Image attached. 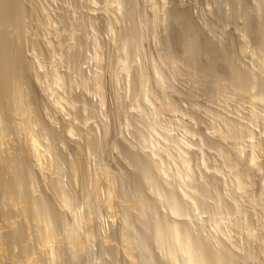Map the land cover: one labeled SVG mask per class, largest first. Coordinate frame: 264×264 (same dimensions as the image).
<instances>
[{
	"label": "rangeland",
	"instance_id": "374dc122",
	"mask_svg": "<svg viewBox=\"0 0 264 264\" xmlns=\"http://www.w3.org/2000/svg\"><path fill=\"white\" fill-rule=\"evenodd\" d=\"M0 19L1 264H49L46 212L58 264H133L122 231L144 263L188 264L179 225L264 264V0H2Z\"/></svg>",
	"mask_w": 264,
	"mask_h": 264
},
{
	"label": "bare ground",
	"instance_id": "6f19581e",
	"mask_svg": "<svg viewBox=\"0 0 264 264\" xmlns=\"http://www.w3.org/2000/svg\"><path fill=\"white\" fill-rule=\"evenodd\" d=\"M1 1L2 0H0V3H1ZM3 5H4V3H3ZM5 7H6V4L4 5ZM4 7V8H5ZM8 7V6H7ZM6 7V8H7ZM3 8V7H2ZM7 10V9H6ZM7 14V13H6ZM17 16V15H16ZM176 16H178V15H176ZM180 16H182V15H180ZM13 17V16H12ZM179 17V16H178ZM178 17H177V19H178ZM180 18V17H179ZM182 18H183V16H182ZM15 19V18H14ZM181 19V18H180ZM179 19V20H180ZM1 20V19H0ZM6 20H8V19H6ZM179 20H177V21H179ZM183 20V19H182ZM14 21V20H13ZM8 22V21H7ZM180 23V22H179ZM183 23H185V22H183ZM182 23V24H183ZM183 25H185V24H183ZM180 26V25H179ZM180 28L182 29V28H184V26H180ZM179 31H181V30H179ZM185 31V30H184ZM182 32V31H181ZM180 32V33H181ZM184 33H186V32H184ZM184 36H185V34H183ZM1 44V43H0ZM3 44V43H2ZM4 48V47H3ZM1 56V55H0ZM19 57H21V56H19ZM2 59V58H1ZM21 59V58H20ZM18 60V59H17ZM6 61V60H5ZM10 61V60H9ZM19 61V60H18ZM21 62V61H20ZM2 63V62H1ZM22 63V62H21ZM20 63V64H21ZM12 64H13V62H12ZM14 64H15V62H14ZM18 66V65H17ZM11 68V67H10ZM16 70V69H15ZM3 72V71H2ZM113 72V71H112ZM115 72V71H114ZM4 73V72H3ZM12 74V73H11ZM56 74V73H55ZM54 76V75H53ZM39 77V76H38ZM3 78V77H2ZM39 79H40V77H39ZM44 79V78H43ZM54 79V78H53ZM14 80V79H13ZM60 80V79H59ZM40 81H41V79H40ZM40 81H38V82H40ZM59 83V82H58ZM57 83V84H58ZM8 84H9V82H8ZM2 94V93H1ZM23 94V93H22ZM0 99H1V102H2V98L0 97ZM5 105V104H4ZM3 105V106H4ZM5 107V106H4ZM259 118V117H258ZM231 130V129H230ZM231 133V132H230ZM227 134V133H226ZM232 134V133H231ZM230 134V135H231ZM234 134H235V131H234ZM237 134H238V132H237ZM232 136V135H231ZM225 137H227L226 135H225ZM235 137V136H234ZM229 138V137H228ZM241 141V140H240ZM239 147V146H238ZM30 150V149H29ZM254 150V149H253ZM40 154V153H39ZM253 154V153H252ZM183 155V154H182ZM256 155V154H255ZM26 156V155H25ZM253 158V157H252ZM255 158H256V156H255ZM182 160H184V159H182ZM256 160V159H255ZM185 161V160H184ZM182 162V161H181ZM38 164V163H37ZM254 164V163H253ZM189 166V165H188ZM187 167V166H186ZM34 170V169H33ZM144 170V169H143ZM188 170V169H187ZM190 170V169H189ZM26 172V171H25ZM157 172V171H156ZM22 173V172H21ZM19 174V173H18ZM23 174V173H22ZM27 174V173H26ZM160 174V173H159ZM36 175V174H35ZM16 176H17V174H16ZM24 176V174L22 175V177ZM148 176H149V174H148ZM187 176V175H186ZM21 177V176H20ZM21 177V178H22ZM29 177V176H28ZM16 178H18V177H16ZM21 178L19 179V182H20V180H21ZM150 178V177H149ZM151 179V178H150ZM18 180V179H17ZM22 180H24L23 178H22ZM11 181V180H10ZM16 181V180H15ZM14 182V181H13ZM11 183V182H10ZM238 183V182H237ZM240 183V182H239ZM14 184V183H13ZM12 184V185H13ZM7 185V184H6ZM12 185H11V187H12ZM15 186H17V184L15 185ZM15 186L13 185V187L15 188ZM238 186V185H237ZM241 186V185H240ZM243 186V185H242ZM7 187V186H6ZM8 187H10V186H8ZM191 187H192V185H191ZM188 188V187H187ZM236 188V187H235ZM6 190H7V188H6ZM15 190V189H14ZM186 190V189H185ZM240 190V189H239ZM8 191L10 192V190H9V188H8ZM11 191H13L12 189H11ZM22 191V190H21ZM24 191V190H23ZM189 191V190H188ZM9 192H8V194H9ZM193 192V191H192ZM12 193V192H11ZM191 193V192H190ZM189 193V194H190ZM13 194H14V192H13ZM186 194V193H185ZM204 194V193H203ZM16 194H14V196H15ZM187 195V194H186ZM192 195H194V194H192ZM211 195V194H210ZM212 195H213V193H212ZM9 196H10V194H9ZM208 196V195H207ZM11 197H13V195L11 196ZM113 197V196H112ZM209 197V196H208ZM216 197V196H215ZM65 198V197H64ZM70 198V197H69ZM188 199H190L189 197H187ZM198 197H196L195 199L196 200H198L197 199ZM36 199V198H35ZM173 199V198H172ZM36 200H38V199H36ZM193 200V199H192ZM41 201V200H40ZM107 201V200H106ZM111 201V200H110ZM39 202V201H38ZM37 202V203H38ZM109 202V201H108ZM194 202V201H193ZM70 203V202H69ZM113 203V202H112ZM192 203V202H191ZM196 203V202H195ZM200 203V202H199ZM74 204V203H73ZM189 204V203H188ZM38 205L39 204H37V207H38ZM41 205H42V203H41ZM190 205V204H189ZM65 206V205H64ZM70 206H72V204L70 205ZM37 207H36V210H37ZM41 207V206H40ZM68 207V206H67ZM74 207V206H73ZM72 207V208H73ZM169 207V206H168ZM174 209H173V211L174 212H177L178 211V206H175L174 205ZM177 207V208H176ZM40 209V208H39ZM71 209V208H70ZM75 209V208H74ZM185 209V208H184ZM41 210H43V209H41ZM45 210H47V208H45ZM172 210V209H171ZM188 210V209H187ZM48 211V210H47ZM71 211V210H70ZM110 211H112V210H110ZM172 212V211H171ZM181 212V211H180ZM186 212V211H185ZM38 213L41 215V213L39 212V210H38ZM38 213H36V214H38ZM43 213H44V211H43ZM47 213V217L45 216H40L41 217V222L40 223H43L44 225H45V227H44V229H45V233H44V229H43V231H40V232H42V234L44 233V235H42V243H43V245L44 246H50L49 247V250H50V255H49V264H58L57 262H58V255H57V252L55 251V250H57V249H54L55 248V246L53 247V244H54V241L55 240H57V239H55V235H54V232H53V225H52V221L49 219V215L50 214H48V212H46ZM51 213V212H50ZM176 214V216L177 215H179L178 214V212L177 213H175ZM54 215V214H53ZM52 215V216H53ZM77 215V214H76ZM79 215V214H78ZM38 216V215H37ZM132 216V215H131ZM39 217V218H40ZM35 218H36V216H35ZM51 218V217H50ZM53 218H55V216L53 217ZM80 218V217H79ZM78 218V219H79ZM86 218V217H85ZM84 218V219H85ZM136 218V217H135ZM213 218H214V216H213ZM56 219V218H55ZM219 219V218H218ZM38 220V221H39ZM215 220H217V219H215ZM220 220V219H219ZM56 221V220H55ZM80 221H81V219H80ZM79 221V222H80ZM84 221V220H83ZM87 221V220H86ZM166 222V221H165ZM179 222V221H178ZM211 222V221H210ZM81 223V222H80ZM158 223V222H157ZM163 223H164V221H163ZM183 223V222H182ZM215 223V222H214ZM221 223V222H220ZM220 223H219V225H220ZM38 224V223H37ZM53 224L55 225V222H53ZM59 224V223H58ZM210 224V223H209ZM208 224V225H209ZM44 225H42V227L44 226ZM57 225V224H56ZM182 225V224H181ZM222 225V224H221ZM38 226V225H37ZM72 226V225H71ZM180 226V225H179ZM179 226H174V229H172V232H169L170 234L172 233V235H171V238L173 237L174 239H175V241L177 242V244L179 245L178 246V248L179 249H181L183 252H185V254H187V256H188V264H208V262L210 261V264H224V261H223V258L224 257H226V256H224V254H223V256H222V254H220V253H222V252H220V253H216V255H215V252H214V254L212 253V254H210V256H205V259H204V256H203V252H204V250L206 249H204L203 250V246H201V244H198L199 242L198 241H196V240H194L195 242L193 243L192 242V240H191V236H190V234L191 233H189V236L188 237H186L185 235L183 236V233H184V231H183V233L181 232V226L179 227ZM183 227H184V225H182ZM204 226V225H203ZM209 226H211V224L209 225ZM213 226V225H212ZM120 227V226H119ZM158 227H159V229L157 230L158 231V242L159 241H161L160 239H163V238H161L162 237V235H164V231H163V229L161 228L162 226L160 225H158ZM202 227V226H201ZM127 228V227H126ZM190 228V227H189ZM211 228V227H210ZM135 229V228H134ZM165 229H167V228H165ZM185 229V228H184ZM199 229V228H198ZM212 229V228H211ZM252 229V228H251ZM61 230V229H60ZM77 230H78V228H77ZM191 230V229H190ZM55 231V230H54ZM57 231V230H56ZM134 231V230H133ZM169 231H171V230H169ZM202 231H204V230H202ZM217 231V230H216ZM39 232V233H40ZM123 232V234H122V242H123V244H124V251L126 252V255L128 256V258L130 259V260H132V263L133 264H135V263H137V264H146V263H144V259H143V255H142V250L139 248V246H138V243H136V241H135V238H133L132 237V234L130 235L128 232H126V231H122ZM167 232V231H166ZM188 232V231H187ZM218 232V231H217ZM17 233V232H16ZM16 233H14L13 232V235L14 234H16ZM20 233H22V232H20ZM19 233V234H20ZM55 233H57V232H55ZM69 233V232H68ZM74 233V231H73V229H72V231H70V242L71 243H69V245H71V247H75V246H77V245H79V242H77L76 240H78V239H75V237H77V236H75V234H73ZM169 233H166L164 236H166V238H167V234H169ZM203 233V232H202ZM24 234V233H23ZM22 234V235H23ZM78 234V233H77ZM135 234V233H134ZM169 234V235H170ZM21 235V236H22ZM145 235V234H144ZM187 235H188V233H187ZM200 235V234H199ZM88 236V235H87ZM14 237V236H13ZM17 237V235H15V240H18L19 238H21V237H18V238H16ZM23 237V236H22ZM72 237H74V238H72ZM134 237H135V235H134ZM145 237V236H144ZM65 238V237H64ZM155 238V237H154ZM169 238V237H168ZM206 238V237H205ZM208 238H209V236H208ZM253 238V237H252ZM11 239L13 240V238L11 237ZM68 240V239H67ZM67 240H66V242H67ZM80 240V239H79ZM205 240H207V239H205ZM210 240V239H209ZM208 240V241H209ZM214 240V239H213ZM40 241V240H39ZM60 241V240H59ZM81 241H83V240H81ZM217 241V240H216ZM1 242V241H0ZM15 242V241H14ZM19 242H21V241H19ZM23 242V241H22ZM164 242V241H163ZM197 242V243H196ZM212 242V241H211ZM60 243V242H59ZM141 243V242H140ZM156 243V242H155ZM172 243V242H171ZM205 243V242H204ZM215 243V242H214ZM68 244V243H67ZM167 244V243H166ZM39 245H41V244H39ZM59 245V244H58ZM169 245V244H168ZM208 245H211V244H208ZM42 247V246H41ZM60 247V246H59ZM66 247V246H65ZM161 247H163V245L161 246ZM166 247V246H165ZM211 247V246H210ZM76 248V247H75ZM209 248V247H208ZM168 250H169V248H167ZM213 249V248H212ZM46 250V249H45ZM172 250V249H171ZM210 250V249H209ZM226 250V249H225ZM1 251V250H0ZM49 252V251H48ZM71 252V251H70ZM175 252V251H174ZM60 252L58 251V254H59ZM64 253V252H63ZM49 254V253H48ZM72 254V253H71ZM77 254V253H76ZM177 254V253H176ZM181 254V253H180ZM205 254H206V251H205ZM208 254V253H207ZM61 255V254H60ZM64 255H66L65 253H64ZM69 255V254H68ZM74 255V254H73ZM172 255H174V254H172ZM178 255V254H177ZM215 257H214V256ZM1 257V256H0ZM63 257V256H62ZM65 257H67V256H65ZM75 257V256H74ZM210 257H213V259H214V261H213V259H212V261L213 262H211V260H210ZM223 257V258H222ZM231 257V256H230ZM4 258V257H3ZM47 258V257H46ZM72 258V257H71ZM76 258V257H75ZM74 258V259H75ZM187 258V257H186ZM209 260H208V259ZM226 258H228V257H226ZM226 258H224V260H226V261H228ZM44 259V258H43ZM73 259V258H72ZM39 260H40V258H39ZM46 260H48V259H46ZM45 260V261H46ZM60 260V259H59ZM129 260V261H130ZM205 260V261H204ZM208 260V262H206ZM126 261H128V260H126ZM160 261V260H159ZM30 262V261H29ZM131 262V261H130ZM39 263V262H38ZM0 264H1V262H0ZM45 264V263H44ZM61 264H63V263H61ZM149 264V263H148ZM163 264V263H162ZM187 264V263H186ZM227 264V263H226ZM230 264H232V263H230ZM234 264V263H233Z\"/></svg>",
	"mask_w": 264,
	"mask_h": 264
}]
</instances>
